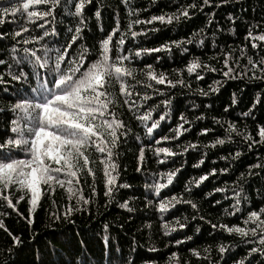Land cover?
Here are the masks:
<instances>
[{
    "label": "snow or ice",
    "instance_id": "6c2138e0",
    "mask_svg": "<svg viewBox=\"0 0 264 264\" xmlns=\"http://www.w3.org/2000/svg\"><path fill=\"white\" fill-rule=\"evenodd\" d=\"M118 2L125 6L129 4V0H118ZM212 2L213 0H202L197 4L188 3L181 5L171 14L153 15L144 20L140 18L129 20L125 31L120 30V21L115 19L114 14V25L98 41V47L96 44L90 46L85 36V30L90 26L84 16V8L86 4L91 3V0H4L0 3V25L5 23L6 17L11 16L15 19L18 14L25 20V24H21L12 34L14 42L10 46L11 52L5 50L3 54L8 56L9 60L6 61L3 55H0V66L7 69L6 73L0 72V83L8 82L4 79L5 75L12 81L34 77L38 82V86L32 89L35 95L31 99H19L15 103L0 107V113L10 112L13 117L9 121V131L14 135L6 136L0 141V209H2L0 210V230H3L11 239L12 246L7 248L9 255L13 252V247L18 246L21 240L7 227L4 218L16 214L28 226L34 227V214L41 206V198L45 192L53 196L57 186L66 191L68 202L58 205L57 201L52 199V207L57 210L50 212L53 220L61 218L66 220L74 212L91 209L92 197L97 195V183L103 184L105 206H110L113 201H116V193L119 189L131 186L127 183L118 184L117 180L120 175L117 149L133 133V127H130L123 119V115H117L121 105L126 107L127 113H131L129 120H135L138 122L135 126L143 128L147 138L146 143H140L138 146V155L135 157L136 172L139 173L143 169L146 150L158 158L156 161L158 164H163L168 157L183 155L189 149L197 148V144L191 142L185 145L177 143L176 147L181 149L180 152L173 151L168 146H160L162 142L178 141L184 132L189 131L184 125L190 124V121L183 112L179 113L176 125L168 129L171 135L167 133L154 135V130L160 128L161 122L168 118L172 105V93H166L164 89L156 85H164L167 89H175L177 86L190 87L182 78L181 70L173 69L176 78L172 79L163 71L156 72L152 64H145L144 68L138 69L133 65V60L145 53L171 51L173 45L187 52L188 49L183 47L184 45L193 42L198 46L205 44L202 36L199 40L195 39L205 29L201 28L184 40L165 42L155 48L137 46L135 51L126 48V40L130 35L131 41H135L138 36L145 35L148 31L146 29L140 32L134 31V25H147L157 21L162 24H171L181 18L187 19L189 9H203L205 6H211ZM228 2L229 0H218L215 6L218 8ZM73 5L74 11H72ZM59 8H63L66 15L72 17L69 21L71 26L64 29L66 35L63 42L57 40L54 44H50L46 38L60 35L54 26ZM93 15L97 21L102 19L99 8ZM128 15H132L131 10ZM234 19L229 16L230 21ZM208 23H212L211 19ZM26 24L31 25L33 29H39V32L33 35L30 27L25 26ZM98 27L100 31H103L102 25ZM260 27L259 24L250 25L245 36L247 43L238 47L220 46L213 39L211 47L218 51L208 59L219 64V68L213 63L201 61L200 57H195L186 64L185 71L189 76L194 74L196 80H203L205 73L214 72H218L222 80L237 78L264 80V30L255 31ZM217 29L219 30V26ZM156 30L152 28L150 31ZM23 34H28L29 38H24ZM212 35L215 37V33ZM237 52L238 55H234ZM156 59L159 60V57ZM242 59H246V63L242 64ZM28 65L34 69L32 73L24 71V67ZM138 73L142 78L137 79ZM129 78L135 83H127ZM222 80H215L214 84L217 87L210 86L209 91H219ZM115 85H118V92ZM137 85L151 91L137 90ZM197 91L200 95H208V92L203 89H197ZM153 96L162 97V99L148 104ZM231 105H237L235 94L231 97ZM252 110L249 108L247 111H242L241 115L248 117ZM224 111L228 112V107H225ZM154 113H156L155 117ZM196 119H204L203 114ZM212 119L224 128L228 139H231L232 134L235 133L237 136H243L249 148L253 145H264V125H256L254 129L255 135L259 137L257 140L246 131L242 133L233 122H221L216 117ZM209 131L208 128H201L199 134L203 135ZM133 138L138 142L141 141L139 135H134ZM224 143V139L217 138L211 146ZM161 154L163 159L160 158ZM240 156L241 152L237 151L235 157ZM220 159L226 158L222 156ZM97 160L102 172L99 181L94 167ZM201 163L203 160L194 167H199ZM255 169L264 172V163L249 165L248 175H259L260 173H257ZM179 171L180 169L176 168L172 171L155 173L154 176L159 178L154 179L150 185L145 184V188H152L153 196L159 197L161 190L173 183ZM221 171L227 172L228 168H223ZM215 173L216 169L213 168L209 173L200 175L195 181L189 180L184 185V191L191 193V184L194 183L199 187L209 175ZM88 177H91L90 182ZM244 180L245 174L240 173L241 182L237 184L239 190H233L234 203L231 205L232 211L226 210L227 215L231 216L238 212L242 201L246 199L242 196ZM84 184L90 189L88 196L84 194ZM214 191L224 192L225 189L215 188ZM73 200L74 203L71 202ZM21 201H26V214L19 210ZM116 203L118 208L127 210L128 213L134 211L129 206V199H123L122 202L116 201ZM147 203L151 204L152 201L148 200ZM178 203L190 205L194 210L193 219L198 216L200 220H205L203 215H198L199 206L196 202L177 195L159 199L156 208L163 214ZM61 207L62 212L59 211ZM246 211L243 226L238 224L229 226L225 223L208 221L214 230L219 228L229 234L238 235L242 242L250 245L247 255L235 261V264H245L246 261L251 264L249 257L255 259L257 254L264 257V205L258 210ZM176 224L180 229L185 227V224L179 220ZM162 227L165 228L164 234L168 235L169 226L165 223ZM103 228L107 231L110 225L105 223ZM187 239L190 240L191 237ZM176 243L181 244L182 241L177 240ZM150 251L155 249L152 248ZM189 251L192 256L200 259V251L194 248H190ZM203 251L207 253L210 249L205 248ZM217 251L222 256L226 252V246H217ZM172 260L175 264H181L176 252L171 253L170 261ZM183 264L188 262L184 261ZM261 264H264V261Z\"/></svg>",
    "mask_w": 264,
    "mask_h": 264
},
{
    "label": "trees",
    "instance_id": "16d2710c",
    "mask_svg": "<svg viewBox=\"0 0 264 264\" xmlns=\"http://www.w3.org/2000/svg\"><path fill=\"white\" fill-rule=\"evenodd\" d=\"M4 0H0L3 3ZM202 0H129L128 6L120 4L118 0H91L84 8V16L90 26L85 30L87 43L91 46L107 34L114 25L115 19L120 21L121 31L126 30L129 20L140 18L148 19L153 15L171 14L176 12L181 5L188 3L197 4ZM218 0H213L211 6L203 9H189V17L173 21L171 24L153 22L147 25H134L133 30L140 32L142 29L148 30L145 35L138 36L135 41L126 40V48L135 51L137 46L145 48L159 47L165 42L173 40H184L205 29L200 36L195 39L204 38L205 44L197 45L195 42L184 45L188 51L184 52L181 47L171 46V51L162 50L160 52L145 53L140 58L133 60V65L138 69L144 68L145 64H152L156 72H165L169 78L175 79L173 69H180L181 76L190 87L177 86L175 89H167L164 85H156L164 89L166 93H172V105L168 118L161 122V127L154 130V135L159 136L167 133L170 127H174L178 122L179 113L183 112L190 124L184 125L189 131L184 132L178 141L162 142L160 146L171 147L173 151L180 152L181 149L176 144L185 145L189 142L197 144L196 149H189L183 155L168 157L165 163L158 164L157 157L146 150V157L141 172H136V155L140 143H146L142 127L135 120H129L131 113H127L126 107L118 109L117 115H123V119L133 127V133L117 149L119 155L117 163L120 172L117 178L118 184L127 183L129 188H121L116 193V201L122 202L129 199V206L134 209L128 213L127 210L117 207L116 201L110 206H105V196L102 182L96 184L97 195L92 197V207L83 212H74L68 219L53 220L51 211L57 209L52 207V199L57 204H64L67 201V193L57 186L53 196L46 192L41 198V206L35 212V226H28L26 222L12 214L5 217V223L11 231L20 238L21 243L13 247L11 255L7 248L12 246L11 239L3 230H0V264H175L170 261L171 253L176 252L181 260V264L187 261L188 264H235V261L247 255L249 244L242 242L241 238L235 234H229L219 228L213 229L211 223H225L231 226L238 224L243 226V219L247 215L246 210H258L264 205V172L255 169L259 175L249 176L248 166L256 163H264V145H253L249 148L248 142L243 140V136L232 134L231 139L226 137L224 128L220 124L213 122L216 117L221 122H233L238 129L253 135L254 139H259L255 135L256 125H264V80L244 79H223L218 72L205 73L203 80H196L185 71L186 64L195 57H200L201 61L213 63L220 67L215 61H210L209 56L214 55L218 49H213L211 43L216 40L220 46L231 45L241 46L247 41L245 36L250 25L259 24L264 30V0H229L227 4L216 7ZM40 7V6H37ZM99 8L102 19L97 21L93 13ZM132 11L129 16L128 12ZM138 10V11H137ZM74 11V5L72 6ZM229 16L235 19L230 21ZM72 17L66 15L63 8L57 9V16L54 26L60 35L46 38L50 44L57 40L63 42L66 35L64 29L70 27L69 21ZM211 19L212 23H208ZM25 20L20 14L15 19L9 16L5 18V23L0 25V55L5 50L11 52L13 41L12 34L18 30ZM98 25H102L100 31ZM35 35L39 29L31 28ZM219 26V30L217 29ZM152 28L156 31H150ZM232 29V31H229ZM215 33V37H213ZM24 38H29L28 34H23ZM20 39V38H16ZM115 39V37H114ZM19 47V46H18ZM250 47V46H249ZM234 55H238L234 53ZM159 57V60L156 58ZM7 61L9 57L3 55ZM241 63H246L242 59ZM7 69L0 66V72L6 73ZM26 73H32L34 69L28 65L24 67ZM142 78L137 74V79ZM7 83H0V107H5L8 103H15L19 99H31L35 94L32 89L38 86L34 77L24 78L20 81H12L7 75L4 76ZM215 80H222L219 91L211 92L209 87H217ZM129 84L135 83L129 78ZM153 84L155 82H152ZM118 92V85H115ZM140 91H151L136 86ZM7 89V91H5ZM197 89L208 92L207 96L200 95ZM235 94L237 105H231V97ZM135 98V97H134ZM162 97L153 96L148 102H157ZM195 105V107H193ZM163 106H161L162 108ZM228 107V112H225ZM252 108V113L248 117L241 115L242 111ZM234 109V110H233ZM160 111V109H158ZM203 114L204 119H196ZM154 117L156 113L153 114ZM12 113H0V141L6 136L14 135L9 131V121ZM226 127V125H224ZM201 128H208L206 134H199ZM139 135L141 141H136L133 136ZM224 139V144H214V141ZM208 145V147H205ZM241 152V156L236 158L235 153ZM94 155H96L93 152ZM23 155V153H19ZM226 159H220V157ZM163 159V154H161ZM200 160L203 163L199 167H194ZM97 180L102 177L100 164L97 160L94 165ZM179 168L180 171L173 179V183L161 190L159 197L153 196L152 188H145V184H152L155 173L172 171ZM216 169L214 175L208 178L197 187L194 183L190 185L191 193L184 191V185L189 181H195L200 175L209 173ZM228 168L227 172L221 169ZM240 173L245 174L242 184L244 189L242 196L246 197L239 206V211L234 215H227V211H232L231 205L233 190H239L237 184L240 181ZM91 181V177L87 178ZM85 196L89 195L90 189L83 185ZM215 188H224V192H215ZM211 193V195H208ZM177 195L184 199H191L199 206V214L205 217L200 220L197 216L193 219V209L190 205L178 203L170 207L167 212L161 214L157 211L156 205L159 199L170 198ZM152 203L148 204L147 201ZM74 203V200L71 201ZM19 210L26 214V201H21ZM2 210V209H0ZM227 210V211H226ZM63 211V208H59ZM185 224L180 229L176 221ZM108 223L109 230L105 231L103 225ZM169 226V234L165 235L163 224ZM174 229V230H172ZM199 229V231H197ZM107 237V240H105ZM191 237V239H187ZM182 241L177 244L176 241ZM225 245L226 252L221 256L217 251V246ZM154 248L155 251H150ZM194 248L201 253L200 259L192 256L189 249ZM209 248L205 253L203 250ZM207 257V259H205ZM251 264H261L264 257L256 255L255 259L249 257ZM248 264V261L245 262Z\"/></svg>",
    "mask_w": 264,
    "mask_h": 264
}]
</instances>
